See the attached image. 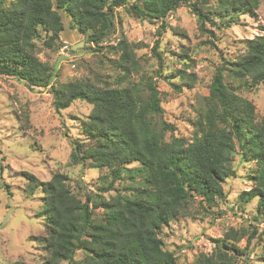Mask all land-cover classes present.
I'll return each instance as SVG.
<instances>
[{"label": "trees", "instance_id": "obj_1", "mask_svg": "<svg viewBox=\"0 0 264 264\" xmlns=\"http://www.w3.org/2000/svg\"><path fill=\"white\" fill-rule=\"evenodd\" d=\"M260 1L0 0V76L15 77L29 87L49 86L56 111L74 100L91 104L82 122L86 141L73 139L71 163L106 169L109 180L104 178L102 192L115 190L123 175L130 179L124 192L115 190L109 197L86 192L82 199L64 173L46 181L27 174L31 192L40 189L43 194L45 264H177L175 254L163 247L161 228L186 213L195 196L205 211L216 204L223 196L222 183L235 175L231 162L236 149L243 159L255 162L249 176L253 186L240 193L239 202L257 198L256 215L264 219V114L258 119L254 104L237 93L264 83V34L247 40L242 54L216 68L191 139L167 137L166 130L173 128L159 119L162 107L153 77L129 78L139 63L125 38L118 43L123 75L117 85L90 79L53 81L54 66L39 59V42L55 49L65 30L60 12L70 29L101 48L114 32L119 7L140 20H164L187 2L200 28L207 30L208 21L219 20L221 26L240 13L253 16ZM153 50L161 59L159 47ZM255 233L256 227L241 246L247 230L230 228L211 252H200L191 264H244ZM77 251L82 258H75Z\"/></svg>", "mask_w": 264, "mask_h": 264}, {"label": "rangeland", "instance_id": "obj_2", "mask_svg": "<svg viewBox=\"0 0 264 264\" xmlns=\"http://www.w3.org/2000/svg\"><path fill=\"white\" fill-rule=\"evenodd\" d=\"M204 1L207 5L216 3ZM60 13L65 30L55 49H46L39 42V59L54 66L53 81L90 79L102 85H117L123 75L118 43L125 38L133 45L139 63L138 72H132L129 78L153 77L161 100L159 119L173 128L166 130L167 137L191 139L216 68L222 61L242 54L247 40L264 34V0L253 16L240 13L231 23L221 26L219 20L215 24L208 21L207 30L200 28L187 2L164 20H140L119 7L114 32L101 48L70 29L67 16ZM210 29L213 34L208 32ZM155 46L161 51V59L153 50ZM237 93L254 104L258 119L264 114V83ZM52 101L49 86L29 87L15 77L0 76V264H45L43 194L40 189L31 192L27 174L46 181L56 172L64 173L71 189L82 199L86 192L109 197L116 191L124 192L130 184L123 175L125 178L114 184L116 191L102 192L104 178L109 180L106 169L71 163V142L86 141L82 122L92 105L74 100L67 108L56 111ZM231 165L235 175L224 180L223 196L212 208L205 211L195 196L186 213L161 228L163 247L175 254L177 264H191L200 252H211L216 240L230 228L247 230L239 241L245 246L254 227L257 233L248 244L244 264H264V219L256 215L257 198L239 202L240 193L253 186L249 176L255 162L243 159L236 149ZM95 211L102 214L101 208ZM82 257L83 253L77 251L75 258Z\"/></svg>", "mask_w": 264, "mask_h": 264}]
</instances>
